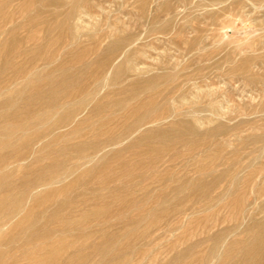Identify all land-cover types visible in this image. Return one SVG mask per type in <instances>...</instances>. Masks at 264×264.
Instances as JSON below:
<instances>
[{
  "label": "rangeland",
  "instance_id": "rangeland-1",
  "mask_svg": "<svg viewBox=\"0 0 264 264\" xmlns=\"http://www.w3.org/2000/svg\"><path fill=\"white\" fill-rule=\"evenodd\" d=\"M51 1L53 0H34L33 4L31 0H0V45L2 41L9 38L6 34L4 35L5 29L7 30L13 25L23 22L24 26L16 34L18 39L24 38L19 52L20 54H33L38 51L37 49L39 47L37 46L40 43H46L47 38L52 39L58 37L56 34L58 33L57 30L52 29L47 31L48 24L49 22H53L55 15L61 10L66 12L67 10L74 9L76 12L72 24L77 26L74 30L76 28L78 30L75 33L73 32L76 36L73 35L72 37L65 38L67 40L61 41L56 45V48L63 50V55L61 54L57 57L56 64L63 62L66 55L68 57L75 56L82 54L80 52L84 50L88 51L85 56L86 60L92 61L109 45L110 40L106 39V35L111 37V34H113L118 38L128 36L129 41L127 43L125 42V49H123L131 55L133 54L135 62L137 61L136 65H132V69L134 68V70L139 71L138 73L148 78L157 74H162L167 77V79L158 82L159 86L156 87L160 89L159 91H164L173 85L182 87L181 90H177L175 93L176 100L171 102L170 111L173 113L175 111L176 113L174 115L180 116V119H183L184 122L185 119L189 122L191 121L193 123L192 125L195 126V134H186L185 137H188L186 138L187 143L167 150L158 159L151 160V163L145 168H143V161L146 158L148 159L149 156L141 153L144 149L143 147L130 150L127 147L128 143H124L121 147H115L116 149H108L111 151L122 148V153L119 157L110 156L108 159L109 162L104 166L102 165L103 163H99L100 170L93 173V176L89 175L79 183L73 184L75 187L70 190V197L75 200L76 205L74 204V208H66L61 218L67 220L80 218L82 213L79 212L85 209V207L80 208V202L83 199L87 200L88 204L93 207V204L98 205L100 203L97 200L98 198H96L100 195H103V202L105 204L110 203L115 195H126L128 196L129 203L136 200L140 204H143L142 210L132 211L135 208L133 205H131L133 206L132 208L130 206L127 207V204H123V206H121L122 204H115L111 206L108 214L106 212L109 216L104 214L100 218L105 217L104 219L90 218V221L94 219V223L90 222L91 225L89 222H86L84 225L67 227V225L62 224L63 220L60 221L61 224L57 221L56 224L58 225L54 227L51 225L52 227H50L55 231V236L59 235L60 237L62 235L60 239L63 237L67 238V240H60L61 242L59 241L58 243L57 241L56 243L59 245L63 242L70 243V246L67 247L69 254H65L64 249L61 256H56L58 260L56 262L54 260L50 264H69L70 262H67L69 260L66 257L68 256L70 258L71 253L73 254L74 252L81 254V251L82 254L84 253V256L80 255L78 257L76 254L71 256L76 257L72 259V261L75 259L73 264H82L87 259L89 261L86 264H115L114 262H117L116 264L118 262L119 264L121 262L123 264H153L155 262L156 264H167L175 256H183L180 260L182 261L181 264H194L196 261L193 259V256L194 258L197 256H206L215 243H211L213 234L221 236L218 245L223 252L227 250L232 242L244 238H251L250 236L257 226L264 224V0H54L53 3ZM29 2L31 3V7L28 6ZM24 3L27 7L25 5L22 12L21 6ZM28 16L35 17V20L41 23V25L32 26L28 22H24V17L26 18ZM44 26L45 28H43ZM105 30L107 31L106 33ZM30 36L38 37L39 42L37 43L32 40L26 41ZM16 55L15 52L10 53L7 57H1L0 55L1 76L3 75L1 74V65L4 64L5 60L11 57L14 60L13 63L18 64L17 68H12L7 71V79L10 80L11 77V82H18L20 79H17L16 75L20 67L19 64L24 58V55H21L20 58ZM122 59L123 55L119 60ZM44 62H37L33 65H39L38 68L44 70V73H47L52 67H45L47 64ZM32 66L30 65L29 67ZM136 66L137 68H135ZM141 69L142 71H140ZM106 75L110 77L108 73ZM205 88L206 90H204ZM210 90H212V94L209 92ZM159 91L144 94L141 97L146 100L157 98L156 105L162 106L163 100L156 93ZM106 92H108L107 87L103 89L102 94ZM195 97L198 98L195 99ZM226 97L229 98V101ZM3 98L0 97V100ZM194 106L195 109L192 108ZM173 119L175 120V118L165 120L162 126H168L172 123ZM0 125V135H2L4 134L5 127L4 123ZM216 129L220 130L217 132ZM213 130L215 132H212ZM19 135L21 134L19 133ZM134 135V138H138L143 135V132L141 131ZM41 147L42 144H35L29 149H25L28 158V160H25V164L15 162L10 165L11 168L8 171L13 170V168L17 169L18 167L21 170L23 166L32 163L33 158L29 155L33 152V149L35 151L38 148L41 149ZM14 149L7 148L0 150V154L3 152H13ZM17 149L21 150L22 148ZM174 155L178 156V158L176 157V160L170 162ZM113 159L114 161H111ZM109 164L112 165L108 167ZM123 164H125L124 167ZM137 164L142 166L139 167ZM209 165L214 166L217 172L229 170L228 173L230 175L232 174L231 177H234L235 185L232 187L233 191L230 195L226 194L223 190L224 187L221 188V186L218 190L208 195H202L199 193L200 191H195L196 195L194 193L191 195L188 190L185 193L176 194L173 192L175 183L170 185L171 182H169L165 185V183L160 182L163 176L161 174L171 170V168L180 172V174L178 173L180 177L178 182L180 184H183L188 178L199 180L203 174L198 171V168H207ZM88 166H83L81 168L82 171L80 170L75 175L77 176L82 173L83 170L85 172L87 170L86 168H89ZM129 166L130 168L133 166L131 171H135V176L125 173V171L130 170ZM160 171L161 173H159ZM19 175L21 173L10 176L7 183L3 180V186L5 183V186L7 184L8 186L15 185L18 187L17 192H21L24 176ZM206 178V182H210L211 178L208 176ZM74 179L75 177L71 176L67 182H71ZM109 181L111 184L108 183ZM100 182L101 184H99ZM60 186L56 185L55 187L59 188ZM165 187L167 190L169 189L168 192L162 190ZM245 188L248 190H245ZM144 190L145 192H143ZM44 191V188H41L35 192L36 194H41ZM158 191L160 194H158ZM166 193L170 202L162 205V194ZM131 194L135 196L129 197ZM156 194L157 196H155ZM19 196L20 194L17 195V197ZM241 196H243V199ZM65 197H57L55 200H61ZM94 198H96L95 200L97 202L92 200ZM19 199L17 198V200ZM105 199L108 200L106 201ZM236 200L237 204L235 202ZM10 201L12 202V200ZM241 203L245 204L242 209L240 208ZM31 204L27 205L30 206ZM199 204L200 206H198ZM55 205V202L48 201L44 202L42 207L39 204L38 207L34 205L37 208L34 213L36 217L34 218L39 224L34 227H31V222L28 221L16 226V222L20 220L21 216L20 218H17L16 215L10 216V210L3 212L4 216H7L4 218L2 224H0V252L5 251L6 253L1 252L0 264H20V262H22L21 264H34L38 261L37 264H43L41 256H35L31 253L33 251L32 248H35L37 241L40 240V238H36L34 235L37 232L40 236L43 230L46 231L48 229V223L44 222L55 216ZM233 205L237 206L233 207ZM218 206H221V208ZM248 207H250L249 210L247 209ZM129 208L131 211L128 210ZM239 208L241 213H239ZM120 210L124 212L122 211L121 213ZM119 211L120 214L117 215ZM145 212L149 213L145 215ZM110 213L114 214L111 218ZM226 214L229 215L227 216ZM115 215L117 216L114 217ZM120 215L123 216L119 218ZM238 215L240 216L238 217ZM202 217L203 219L204 217L205 219H209L203 222ZM230 217L232 218L230 219ZM138 218L140 222L137 221ZM96 220H100L97 221L99 224L95 222ZM123 221L125 223H122ZM152 222L155 223L153 224ZM148 224L150 226H147ZM59 225L61 227H58ZM129 226H131V229H129ZM14 227L17 228L14 230ZM234 227V232H231V229ZM51 228L48 230H52ZM83 228L86 229V232L84 231L85 233H90L86 236L87 238L85 237L86 240L84 237L79 240V233ZM247 229H249L250 233H246ZM245 230L246 232H244ZM115 232L117 233L115 234ZM63 234L66 236H63ZM44 236H42L43 241L46 240ZM10 237H14L17 241L13 242L14 238ZM88 237L91 238L88 239ZM104 237L109 238L104 241ZM33 238H36L35 241H33ZM115 238L116 240H114ZM71 240L76 243H72ZM81 240L82 242H80ZM18 243L20 244L17 245ZM24 243L27 244L24 245ZM100 243L101 245H99ZM105 243L108 244L103 247ZM71 244L73 245L71 246ZM80 244L84 247L83 249L80 248L82 246L78 247ZM9 250L10 252H8ZM91 250L95 252L93 253ZM99 251L102 252L100 253ZM98 252L99 258L96 255ZM10 253L13 255H10ZM106 254L108 255L106 256ZM94 256H97V260H94ZM29 257L32 258L30 259ZM120 257H125V260L123 261L122 259L120 261ZM191 257L194 261L190 260ZM35 258L36 260H34ZM79 258L81 259L79 260ZM83 258L87 259L84 260ZM187 259L188 261H192V263H188L186 261ZM164 260L168 261L165 263ZM44 262V264H49L48 262L51 261Z\"/></svg>",
  "mask_w": 264,
  "mask_h": 264
},
{
  "label": "bare ground",
  "instance_id": "bare-ground-1",
  "mask_svg": "<svg viewBox=\"0 0 264 264\" xmlns=\"http://www.w3.org/2000/svg\"><path fill=\"white\" fill-rule=\"evenodd\" d=\"M38 1H41V0H38ZM53 1L51 2L53 3ZM55 1H59V0H55ZM31 2H33L34 4V0H31ZM25 5L26 4L24 3L21 6L22 12H23V7ZM28 6L31 7L30 2ZM75 12L76 11L74 9L67 10L66 12L65 11L63 12V10L58 12V14H56L54 17L53 22H49L48 29H47V31H50L52 29L57 30L58 33L56 34L58 35V37L57 38L54 37L52 39L47 38L46 43H43V44L40 43L37 46L39 47L37 49L38 51L34 52L33 54H23V53L20 54L19 52L20 51L19 48L22 46L24 38L18 39L16 37V34L19 31V29L22 28V26H24L23 22L17 23L7 30L5 29L4 35L6 34L7 36H9V38L1 42V45H0L1 57L3 56L7 57L10 53L15 52V54H17L19 58L21 57V55H24V58L22 62L19 64L20 67L16 75L17 79L20 78L18 82H11V77H10V80L7 79V74H8L7 71L11 70L12 68H17L18 64L13 63L14 60L11 59L10 57L9 59L5 60L4 64L1 65V70H2L1 74H3L2 75L3 77L0 75V97H4L5 99L3 98L2 100H0V124L4 123L5 130H4V134L0 135V150H5L7 148H15V149L13 152H3L2 154H0V212L2 211L0 213V224H2V222L4 221V218L7 216V215L4 216L3 212H7L10 210L9 212L10 216L16 215L17 218L18 217L20 218L21 216L20 220L16 222V226L21 225L25 221L31 222V225H32L31 227H34L35 225L38 226L39 224L38 222H36L37 220L34 218L36 217L34 213H35V210L37 209L35 208L34 205L38 207V204H39L40 207H42L44 202H47V201L55 202L56 204L55 205L56 206L55 216L52 214L54 217L53 218L49 217L50 219L47 218L49 220L44 222V223L46 222L48 223V229H50L52 226L54 227L55 225H58L56 224L57 221L60 222L61 220H63L62 224L67 225V227L74 226V225L77 226V225H82V224L84 225L86 222H89V223L93 222L94 219L93 221H90L91 220L90 218L100 219L104 214H106V212L108 214V211L111 210V206L115 204H122L121 206H123V204H127L126 205L127 207L130 206L132 208L134 206L135 208H133L132 211L142 210L143 204H140L136 200L129 203V200L127 198L128 196L126 195H115L113 197V200L108 204H105L103 202L104 197L103 195H100L96 197L98 198L97 200H99L100 203L98 205L93 204L92 205L93 207H91L90 204H88L87 200L83 199V201L80 202L81 203L80 208L85 207L84 210L82 209V211L79 212V213H82L80 218L75 219V220L74 219L67 220V219L61 218L62 213H64V210L66 208H74L75 200H73L70 197V190L74 189L75 187V185L73 184L79 183L80 181L84 180V178H87V176L98 172L100 170V166H98V164L103 163L102 165L104 166L105 164L109 162L108 159L110 156L119 157V155L122 153V148L120 149L118 148L117 150H111V151L108 149H116L115 147H121V145L124 143L125 144L128 143L127 147H129L130 150L131 149L135 150L137 148L143 147L144 149L143 151H141V153H143L145 156H149L148 159L146 158L143 161V164H144L143 168H145L148 164L151 163V160L154 161V159H158L161 156V154H164L165 152H167V150L173 149L179 145L187 143L186 138L188 137H185L186 134H191V133L195 134V126L192 125L193 123H191V121L189 122L188 120L185 119V122H184L183 119H180V116L174 115V113H176L175 111L174 113L170 111V107H171L170 104H172L171 102L176 100L175 93L177 92V90L178 91L181 90L182 87H180L179 85H173V86H169L164 91L163 90L159 91L160 89L156 87V86H159L158 82L164 79H167V77H165L162 74H159V75L157 74V75H154L148 78L146 76H143L141 73H138L139 71L134 70V68L132 69V65L133 66L136 65L137 61L135 62L134 60L135 57L133 54L131 55L128 51H124L125 49L124 44L125 42L127 43L129 41L128 36L123 37V38H118L114 36L113 34H111V37L105 34L106 39H109L110 43L107 46V48L102 50L101 53H99V55L92 61L86 60L85 56L87 55L88 51L84 50L80 52L82 54H78L75 56L68 57L66 55V58L63 59V62H61L60 64H56L57 57L61 55L63 51L61 48H56V45L61 41L63 42L64 40H67L65 38L72 37L74 35L73 32L75 33L76 30H78V28L74 30V28L77 26L72 24V20L75 18ZM23 16H26V15H23ZM23 20L24 22H28L32 26H37L38 24L41 25V23L35 20V17L28 16L26 18L24 17ZM43 28H45V26ZM106 32L107 31L105 30V33ZM37 38L36 36H30L29 38L27 39L25 38V39L26 41L32 40L38 43L39 40ZM48 51H51V52L48 53ZM122 55H123V59L119 60V58ZM41 61L42 62L45 61L44 63L47 64L45 67H52V69H50L49 72L44 73L45 72L44 70L42 69L40 70L38 68L39 65H33L34 63L41 62ZM30 65L31 66L33 65L32 66L33 68H38V69H33L32 67H29ZM135 68H137V66ZM140 71H142V69ZM107 73H108V76L110 77H107L106 75ZM18 85L19 87H17ZM106 87L108 88V92H106L105 94H102L103 89ZM204 90H206V88ZM155 91H159L156 93L159 96H161V99L163 100L162 106L156 105L157 98L146 100L145 98L141 97L144 94L146 95L151 92L154 93ZM207 91L205 92L207 93ZM211 91L212 90H210L209 92L212 94L213 92ZM196 96L198 95L196 94ZM197 98L195 97V99ZM228 101H229V98H228ZM151 106L152 108H150ZM192 108L195 109V106ZM220 109L222 108L220 107ZM85 113H87V115L84 116ZM169 118H175V120L173 119L171 124H169L166 127H163L162 123H164L165 120H168ZM200 124H202V122H200ZM219 130L220 129H216L217 132ZM141 131L143 132V135L139 136L138 138H134L135 136L134 134H138ZM0 132H1V125H0ZM212 132H215V130H213ZM19 133L21 135H19ZM35 144H39V145L42 144V147L41 149L38 148V150H35V151L33 149V152H31V154L29 155L33 158V162L26 166H23L21 170L18 167L17 169L13 168V170L8 171V169L11 168L10 165L14 164L15 162L25 164V160H28L27 155L25 153L26 152L25 149H29L32 145H35ZM17 148H22V149L18 150ZM176 157L178 158V156H175V155L172 156V159L170 160V162L173 160H176L177 159ZM179 157H180V154H179ZM111 161H114V159ZM128 164H131V163H128ZM33 165H36V166H33ZM110 165L112 164H109L108 167H110ZM124 165L125 164H123V167ZM83 166H88L89 168H86L87 170L85 172L83 170L82 173L76 176L75 174H77ZM138 166L141 167L142 165L139 164ZM131 168L129 171L128 170L125 171V173L128 175L129 174L134 175L135 171L133 170L131 171ZM135 168H138V167H135ZM198 171L203 174L199 180H195V178H190V179L188 178L184 181L183 184H180L178 182V179H180L179 177L180 172L175 171L174 169L171 168V170L164 172V174H161L163 176L160 182H162L163 184L165 183V185L168 184L169 182H171L170 185H173L175 183L173 187V192H175L176 194H182L188 190L191 195L192 193L195 194V191H200L199 193L202 195H208L211 192L213 193L215 192V190H218L220 186L221 188L224 187L223 190L228 195H230L231 192L233 191L232 187L235 185V180L233 176L231 177L232 174L230 175V173H228L229 170H222V171L217 172V169L214 166L209 165V167L207 168L199 167ZM19 173H21L22 177L24 176L22 179L23 184L21 185L22 186L21 192L20 191L17 192L18 187L15 185L8 186L7 184V186H5L10 176H15V175H18ZM159 173H161V171ZM71 176L75 177V179L71 182H67V180H69ZM121 176H117V177H121ZM206 176L211 178L210 182H206V179H207ZM3 180L6 181L4 186L2 183ZM101 182L99 184H101ZM108 183L111 184L110 181ZM56 185H61V186L58 188V187H55ZM40 187L44 188L45 191L41 194L40 193L36 194L35 191L40 190L41 189ZM162 190H166V192H168L169 189L167 190L165 187ZM245 190H248V189L245 188ZM143 192H145V190ZM18 194H20L19 196L20 199L19 197H17ZM132 194L129 195V197L135 196ZM158 194H160V192ZM162 195H163L162 196L163 202L161 204L166 205L167 203L170 202V199L167 196V193L162 194ZM62 196H66V197L61 200H55L57 197H62ZM155 196H157V194ZM17 198L19 200H17ZM96 198L92 200H95ZM241 198L243 199V196H241ZM28 199L29 201L27 202ZM108 199H105V200L107 201ZM10 200H12V202ZM97 200L95 201L97 202ZM228 200L226 201L228 202ZM95 201L94 203H96ZM226 201H223V202H226ZM235 202L237 204V200ZM27 204H31L32 206L31 205L28 206ZM223 204L225 205V203ZM243 205L245 204H242L240 206L241 209ZM121 206L119 205V207ZM198 206H200V204ZM234 206L236 207L237 205H233V207ZM218 207L221 208V206H218ZM240 208H239V213H241ZM249 208L250 207H248L247 209L249 210ZM128 210H130V208ZM120 211L117 215L120 214ZM115 212H117V210H115ZM113 213L112 214L110 213L111 214L110 218L115 214ZM146 213H149V212H145V215ZM107 214L106 216H109ZM117 215H115L114 217H116ZM226 215L228 216L229 214H226ZM122 216L120 215L119 218H121ZM239 216L240 215H238V217ZM135 217L137 218V216ZM205 217L204 219L202 217L203 222H206L205 220L209 219V218L205 219ZM231 218L232 217H230V219ZM138 219L137 221L140 222V219L139 220ZM242 219H243V216H242ZM100 220H96L95 222L100 221ZM127 222H130V221H127ZM122 223H125V222L123 221ZM59 224H61V222ZM149 224L147 226H150ZM58 227H61V226L59 225ZM129 227L128 228L131 229V226ZM15 228L17 227H14V230ZM48 229L46 231L43 230L45 231L44 233L42 231V233L40 234L41 237L39 236L37 232L35 233L34 237L40 238V240L37 241V245L35 246V248H32L33 251H31L33 255L41 256L43 260L42 261L43 264L45 263L44 261H48V260L51 261V262H48L49 264L53 263L52 261L54 260L56 262L58 260L56 256L58 257L59 255L61 256V254L64 252L63 251L64 249H65V254H69L67 252V247L70 246V243L63 242L62 244L60 243V245L58 244L60 240H64V239L67 240V238L63 237L60 239L62 235L60 237L59 235L55 236V231L52 228H51L52 230H48ZM85 230L86 229L83 228L82 231H80L79 237H78L79 240L83 237L85 239V237L89 235L88 233L90 232L85 233L86 232ZM233 230H235V227L231 229V232H234ZM244 232H246V230ZM116 233L117 232H115V234ZM246 233H250L249 229H247ZM42 236L46 237V240L43 241ZM63 236H66V235L63 234ZM68 236H71V235H68ZM250 237L251 238H246V239L244 238L242 240L232 242L227 248V250L223 252L218 245V241H220L221 236L218 234H213L211 238L212 240L211 243L212 242L213 243L215 242V243L212 245L211 249L206 254V256L196 255L197 256V257L195 256L196 258H194L193 256V259H195L196 261L194 264H264V224L258 225ZM10 238H14V237H10ZM89 238L91 237H88V239ZM107 238H105L104 241L108 240ZM35 239L33 241H35ZM82 240L80 242H82ZM110 240H111V237H110ZM114 240H116V238ZM16 241L17 240L14 238L13 242H16ZM57 241L58 243H56ZM71 241L72 243H74L73 240ZM27 243H24V245ZM19 244L20 243H18L17 245ZM107 244L105 243V245L104 246L102 245V246L105 247ZM72 245L73 244H71V246ZM99 245H101V243ZM16 246H13V247H16ZM80 246H82V244H80L78 247ZM80 248L83 249L84 247L82 246ZM1 252L4 253L5 251H1ZM8 252H10V250ZM91 252L93 251L91 250ZM99 252L101 253L102 251H99ZM99 252L98 254H96L98 256V257L96 256L97 258H99ZM73 254H76V253L74 252ZM73 254L71 253L70 258H68V256L66 257L69 261H67V259L65 258L66 255L64 256L66 261L72 264L75 261V259L74 261H72V259L75 257V256L71 257L73 256ZM77 254L76 256L78 257L80 255L84 256L83 255L84 253L82 254V251H81V254H78V255ZM10 255H13V254L10 253ZM107 255L108 254H106V256ZM96 257L94 256L95 258L94 260H97ZM125 257L124 258L120 257L121 259L119 260L121 261L123 259L124 261ZM36 258H39V257H36ZM36 258L34 260H36ZM182 258L183 256H175V258L169 262H167L169 259L167 261L165 260L164 261L165 263L167 262V264H181L182 261L180 260ZM80 259L81 258H79V260ZM83 259L86 260L87 258H83ZM143 259H144V256H143ZM190 260H192V257L190 258ZM87 261L89 260L87 259ZM87 261H85L84 263L86 264ZM186 261L188 263L189 262L192 263V261L194 260L188 261L187 259ZM38 262H35V263L37 264ZM21 263L22 262H20V264ZM105 263L107 262L105 261ZM114 263L116 264L117 262H114ZM121 264L123 263L121 262ZM153 264H156V262Z\"/></svg>",
  "mask_w": 264,
  "mask_h": 264
}]
</instances>
